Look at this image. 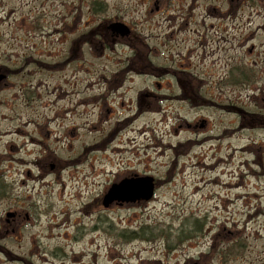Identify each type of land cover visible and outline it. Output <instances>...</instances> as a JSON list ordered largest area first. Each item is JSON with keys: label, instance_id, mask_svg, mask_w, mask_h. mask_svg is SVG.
<instances>
[{"label": "rangeland", "instance_id": "1", "mask_svg": "<svg viewBox=\"0 0 264 264\" xmlns=\"http://www.w3.org/2000/svg\"><path fill=\"white\" fill-rule=\"evenodd\" d=\"M240 2L0 0V155L29 216L0 264H264V0ZM106 22L130 42L101 45ZM135 175L154 198L105 207Z\"/></svg>", "mask_w": 264, "mask_h": 264}, {"label": "flooded vegetation", "instance_id": "2", "mask_svg": "<svg viewBox=\"0 0 264 264\" xmlns=\"http://www.w3.org/2000/svg\"><path fill=\"white\" fill-rule=\"evenodd\" d=\"M236 3H234L235 5L237 4V6H235V14H233L232 16H236L239 7H240V0H234ZM207 4V3H206ZM157 6V5H156ZM209 5L206 7L207 9L205 10L207 12V14L209 15V13H211L210 8H208ZM225 6V3H224ZM193 7L194 5L191 7V11H193ZM229 8V5H228ZM159 6L156 7V11L158 12ZM153 11V10H152ZM155 11V10H154ZM215 13V16H218V24L217 26L214 25H210V27L212 29L215 28V36L219 37L218 35L220 34L221 36H224L223 38H226L225 35L228 32V27L224 28V26L228 23L226 19L230 18V13L228 14H219L218 11H212ZM192 15V13H191ZM216 19V18H215ZM204 21V20H203ZM107 24H102L103 26V32L104 35H101V41H99V43L101 45H105L109 43V40H113L115 42H121V43H129L130 41V37L132 35V29H131V34L128 37H122L120 35L117 34H113V32L110 30L109 28V22H106ZM204 25V24H203ZM236 26L234 24H232L230 26V29H232V32L235 31ZM208 29L207 27L205 28ZM238 30H240V26L238 27ZM241 35V33H239ZM232 35V34H231ZM240 38V37H239ZM213 39H215V43L218 45L219 43V39H217L216 37H213ZM225 42H227V39L224 40ZM230 42L233 44L234 41L232 42L230 40ZM230 42L228 41L227 43L224 44V46L222 45L221 50L223 52H226V44L230 45ZM248 41L246 40L244 45H240L236 46L234 44V46H231L230 49H234L237 52V50H240L242 52V49L246 46V43ZM249 43V42H248ZM253 48H251L249 50L250 53H252ZM0 72L2 74H4L6 77V79L1 83L0 88L2 89L3 86H7L8 85V81L11 79V71L9 69H3L1 68ZM41 132V131H40ZM43 134V133H42ZM47 138L46 136L41 135V139H43V141L39 142L40 145H42L43 147L47 148ZM6 148H10V150H14L11 149L10 145H6ZM9 150V151H10ZM7 150L4 151V153H6ZM17 152V151H16ZM16 159H15V155H11V157L6 156V159L4 161H2L1 159V155H0V250H2V248L6 249L7 246L9 245H15L17 243L18 240V235L21 233V230H23V227L25 225V221L29 220V216L28 214H26L23 210L24 205L19 207L18 202L15 200L14 197V193L16 194L15 191V180L12 178V176L8 173L9 171H6L5 168L9 167V170H12V163H15ZM3 164H6L5 166H3ZM11 167H10V165ZM42 166H44L42 164ZM2 243H4V247L2 245ZM198 264V263H195Z\"/></svg>", "mask_w": 264, "mask_h": 264}, {"label": "water", "instance_id": "3", "mask_svg": "<svg viewBox=\"0 0 264 264\" xmlns=\"http://www.w3.org/2000/svg\"><path fill=\"white\" fill-rule=\"evenodd\" d=\"M153 191L154 184L152 178L126 180L112 187L105 197L104 205L108 206L109 203L115 200L123 202L148 201L152 197Z\"/></svg>", "mask_w": 264, "mask_h": 264}, {"label": "bare ground", "instance_id": "4", "mask_svg": "<svg viewBox=\"0 0 264 264\" xmlns=\"http://www.w3.org/2000/svg\"><path fill=\"white\" fill-rule=\"evenodd\" d=\"M232 188H233V187H232ZM96 238H98V236L94 237L93 239H96ZM93 239H92V240H93Z\"/></svg>", "mask_w": 264, "mask_h": 264}]
</instances>
